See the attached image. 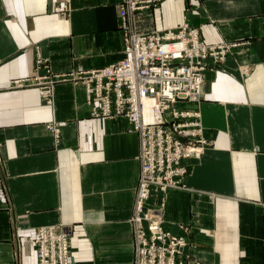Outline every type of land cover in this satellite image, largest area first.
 Instances as JSON below:
<instances>
[{
  "label": "crops",
  "instance_id": "obj_1",
  "mask_svg": "<svg viewBox=\"0 0 264 264\" xmlns=\"http://www.w3.org/2000/svg\"><path fill=\"white\" fill-rule=\"evenodd\" d=\"M121 2L0 0V264H38L37 231L54 225L71 228V264H133L138 134L91 115L81 84L59 82L53 106L33 86L11 87L38 55L56 74L119 62ZM128 21L137 33L186 22L207 45L239 44L204 73L211 145L164 195L162 226L186 240L190 264H264V0H163Z\"/></svg>",
  "mask_w": 264,
  "mask_h": 264
},
{
  "label": "built area",
  "instance_id": "obj_2",
  "mask_svg": "<svg viewBox=\"0 0 264 264\" xmlns=\"http://www.w3.org/2000/svg\"><path fill=\"white\" fill-rule=\"evenodd\" d=\"M161 1L122 0L119 4L120 29H124L123 58L119 62L98 69L53 74L48 60L38 55L34 74L13 81L11 87L33 86L42 101L53 106L55 83H80L91 115L126 119L139 136L140 170L130 220L134 235L133 264H190L185 253L186 240L165 231L159 221L165 211L164 195L174 187H184L182 180L187 174L184 162L195 158L192 153L198 149L200 155L211 145L203 134L198 109L203 98L204 73L219 66L237 44L206 45L199 32L185 22L166 31L128 30L129 17L151 11ZM66 10L64 6L56 12ZM181 40H185L186 50L179 55L165 53L166 59H162V47ZM207 59L212 60L210 66ZM40 69L44 73H39ZM48 128L57 137L58 129ZM153 191L163 196L149 204ZM70 237L68 226L39 228L34 239L38 264H71Z\"/></svg>",
  "mask_w": 264,
  "mask_h": 264
},
{
  "label": "rangeland",
  "instance_id": "obj_3",
  "mask_svg": "<svg viewBox=\"0 0 264 264\" xmlns=\"http://www.w3.org/2000/svg\"><path fill=\"white\" fill-rule=\"evenodd\" d=\"M184 1H186V2H189L190 0H184ZM163 2V0L161 1V2H159V3H157V5L154 7V8H152V10L151 11H144V12H152V13H154V11L156 10V9H158L159 7H160V5H161V3ZM189 7H190V5L188 6V9H189ZM142 12V11H141ZM127 23H128V25H129V27H127L128 28V30L129 31H134V32H136L135 30H134V28H132L131 26H130V23H129V21H128V19H127ZM186 23V22H185ZM183 25V23L182 24H180L179 26H177V27H180V26H182ZM177 27H174V29L175 28H177ZM193 28V27H192ZM172 29V28H171ZM194 29H196L198 32H199V30L197 29V28H194ZM119 30H120V32H121V40H122V47H123V50H124V34H123V32H124V29L122 28V29H120V23H119ZM166 30H169V29H165V31ZM152 31H163V30H150V31H147V32H144V33H150V32H152ZM128 35H129V33H128ZM199 38H200V33H199ZM200 40H201V38H200ZM202 41V40H201ZM203 42V41H202ZM204 43V42H203ZM225 43H227V44H237V43H232V42H225ZM219 44H221V43H219ZM207 45V44H206ZM239 44H237V46H238ZM232 49V48H231ZM230 49V50H231ZM229 50V51H230ZM229 53V52H228ZM44 59V58H43ZM47 60V59H46ZM208 60V59H207ZM211 60V59H210ZM212 61V60H211ZM207 63H208V61H206ZM117 63V62H116ZM211 64H212V62H210ZM210 63H208L207 65L208 66H210ZM223 63V62H222ZM48 64H49V68H50V70H51V66H50V63H49V61H48ZM115 64V63H114ZM44 69V68H43ZM43 69H40V71H42V73H44V70ZM46 71V70H45ZM52 72V71H51ZM73 72H76V71H73ZM53 73V72H52ZM69 73H71V72H67V73H64V74H69ZM53 74H56V73H53ZM203 81H204V77H203ZM59 82H57V83H55L54 84V91H55V86L58 84ZM73 84H74V82H73ZM78 84H80V83H78ZM77 84V85H78ZM75 85V84H74ZM12 86V85H11ZM37 89V88H36ZM85 99H86V94H85ZM176 189H180V188H176ZM154 192V191H153ZM159 194H161V193H159ZM160 198H161V196H159L158 197V199H156V200H160ZM166 205V204H165ZM162 221H163V223H164V214H163V219H162ZM163 227V226H162ZM166 231V230H165ZM192 261H194V260H192Z\"/></svg>",
  "mask_w": 264,
  "mask_h": 264
},
{
  "label": "bare ground",
  "instance_id": "obj_4",
  "mask_svg": "<svg viewBox=\"0 0 264 264\" xmlns=\"http://www.w3.org/2000/svg\"><path fill=\"white\" fill-rule=\"evenodd\" d=\"M66 1H68V0H66ZM175 35H178V33H176ZM183 50H186L185 40H181L180 42H175V43L167 44V45H165V46L162 47V53H163L162 59H164V60L166 59L167 54H165V53L172 52L173 55H179L181 53V51H183ZM131 63H132V61H131ZM202 85H204V81H202ZM147 102L148 103H151L150 101H147ZM199 151H200V149H198L195 153H192V155H194L196 157L200 156L201 154L200 155L198 154ZM204 151L202 152V154L204 153ZM174 188L176 189V187H174ZM159 221L160 222H163L161 219Z\"/></svg>",
  "mask_w": 264,
  "mask_h": 264
}]
</instances>
